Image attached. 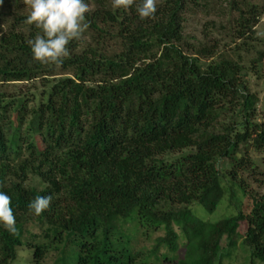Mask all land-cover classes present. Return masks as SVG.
<instances>
[{"label":"trees","instance_id":"obj_1","mask_svg":"<svg viewBox=\"0 0 264 264\" xmlns=\"http://www.w3.org/2000/svg\"><path fill=\"white\" fill-rule=\"evenodd\" d=\"M99 2L86 20L101 33L103 26H118L120 49L109 54L101 42L77 51L74 41L60 67L35 64L28 41L37 30L29 26L28 37L16 31L26 16L0 37V83L49 86L53 78L43 93L0 90V191L12 198L17 227L14 236L0 229V264L18 261L25 217L37 218L53 236L49 247L29 245L31 264H43L50 249H58L53 264H152V257L175 260L181 248L178 264H227L237 238L249 264H264V194L248 191L239 178L252 163L250 150L264 149L259 98L247 81L253 67L244 72L241 56L259 41L252 64L264 58V39L254 31L256 7L233 2L238 19L231 36L240 43L232 58L216 57L213 46L199 44L195 53L185 48L190 0H165L146 23L134 8ZM24 126L31 137L21 134ZM225 183L233 201L235 188L241 192L236 215L200 218L194 207L213 214L226 196ZM37 195L52 201L33 217L27 204ZM134 217L149 233L163 231L140 259L126 228Z\"/></svg>","mask_w":264,"mask_h":264},{"label":"rangeland","instance_id":"obj_2","mask_svg":"<svg viewBox=\"0 0 264 264\" xmlns=\"http://www.w3.org/2000/svg\"><path fill=\"white\" fill-rule=\"evenodd\" d=\"M236 1L237 4L246 8L247 5L255 6L258 11L257 23L254 27L256 32V37L258 39H264V0H199L198 4H195L193 0H190V4L184 12L183 21V33L185 37V42L187 50L190 53H195L199 44L203 46H213L215 50V56H231L233 55L232 49L240 43V40L234 42L232 41L231 33L234 30L235 22L238 19V13L233 10V2ZM165 0H156L157 10L163 5ZM99 0H95L88 3L89 12L97 10L99 7ZM245 3V4H244ZM108 4V3H107ZM107 7L106 4L103 7ZM28 15V10L26 9L23 0H13L8 4H4L0 8V37L8 34L11 30V26L15 22V19L20 17H25ZM147 20V19H146ZM146 20H143L146 23ZM118 26L108 25L103 26L104 32H97L93 29H87L82 37L78 40L80 51L82 48L96 47L97 43L101 42V49L103 53H111L120 49L119 39L116 38L118 32ZM29 25L20 24L17 26L16 31L18 33H24L28 37ZM105 32L107 34H105ZM101 37V38H100ZM259 41L252 42V50L248 53L242 52V58L246 68L244 72L250 70L253 67V72L247 77L248 87L252 93L256 94L259 98V103L257 105V119L258 122L264 123V58L262 61L253 65L252 63L258 60V54H256L257 49H262ZM264 49V48H263ZM155 49H153L154 51ZM215 57V58H216ZM252 65H251V64ZM63 73V72H60ZM66 74H71V72H64ZM62 77V75L57 76V78ZM53 78H49L47 86L41 83L39 80L34 82H4L0 83V90L6 92L8 95H18L23 97L24 95H30V93H36V91H41L43 93L51 87V82ZM38 95V94H37ZM24 126L21 128V134L24 137H31L29 132ZM251 158V165L244 171L240 173V180L248 191L264 194V149L256 150L252 148L249 152ZM223 167H227V163H222ZM226 196L223 198L219 204L217 210L208 215L205 211L198 207H194L195 213L204 220H209L211 222L219 221L223 218H228L236 215L238 206H241L239 201H241V192L235 188L237 191L236 199L233 201L231 198L230 186L225 183ZM247 200V199H246ZM244 201L247 205V201ZM247 209V206L245 207ZM247 211V210H246ZM27 221L26 234L22 241V246L19 248V258L14 264H31L32 262V252L30 250V244L32 245H42L48 246L51 240L47 236L50 234V230L46 225H42L37 218L25 217ZM127 230L131 237V248L138 258H143L147 256L156 244V240L160 235H163V231H158L156 233L147 232L141 225H139L138 217L130 219L127 224ZM240 236V235H239ZM228 244L227 238L222 242V247L226 248ZM49 247V246H48ZM236 252L231 255V259L227 264H249V252L242 245V239L237 238L236 242ZM166 250H160L159 256L162 257L166 254ZM58 249H50L47 252L45 259L42 261L43 264H53L55 258L57 257ZM183 254V248L176 254V258L173 261L162 260L156 261L152 257L150 261L152 264H178ZM173 257V256H170Z\"/></svg>","mask_w":264,"mask_h":264},{"label":"clouds","instance_id":"obj_3","mask_svg":"<svg viewBox=\"0 0 264 264\" xmlns=\"http://www.w3.org/2000/svg\"><path fill=\"white\" fill-rule=\"evenodd\" d=\"M28 15L24 24L33 26L36 35L28 41L30 59L41 66L60 67L70 54L69 46L89 28L86 0H23ZM2 3V0H0ZM116 10L134 8L138 18L151 19L157 11L156 0H112ZM11 196L0 191V229L9 235L17 233ZM51 195H37L27 204L28 214L40 217L50 206Z\"/></svg>","mask_w":264,"mask_h":264}]
</instances>
